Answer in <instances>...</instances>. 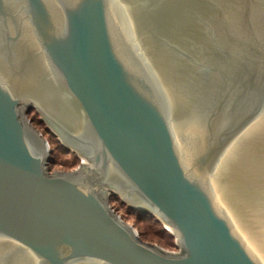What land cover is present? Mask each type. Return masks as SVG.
I'll list each match as a JSON object with an SVG mask.
<instances>
[{"label":"water","instance_id":"95a60500","mask_svg":"<svg viewBox=\"0 0 264 264\" xmlns=\"http://www.w3.org/2000/svg\"><path fill=\"white\" fill-rule=\"evenodd\" d=\"M0 264H264V0H0Z\"/></svg>","mask_w":264,"mask_h":264},{"label":"rangeland","instance_id":"374dc122","mask_svg":"<svg viewBox=\"0 0 264 264\" xmlns=\"http://www.w3.org/2000/svg\"><path fill=\"white\" fill-rule=\"evenodd\" d=\"M35 114L38 118H40V115L35 113V111L29 114V118L32 119L33 115ZM33 124L44 134L45 138L50 143V148L53 150L51 152V156L54 158V163H52L50 166L51 172L74 171L80 166L81 162L84 161V159L77 153L66 149L62 142L59 140L58 136L54 135L47 128V124L45 122H42V124H36L35 122ZM111 199H113V201L111 200V203L118 209V213L122 216V218L127 223L131 224L139 232L140 235L141 232H143L144 241L156 244L169 252H179L181 250L179 247L178 236L173 233L172 229H167L163 222L155 217L150 218V216L148 215L139 216L138 210L132 209V211H128V208H131L128 206V204L122 202V199L119 196L117 197L112 195ZM162 229H165L172 235H161L160 237H157V234H160L158 233V231Z\"/></svg>","mask_w":264,"mask_h":264},{"label":"trees","instance_id":"16d2710c","mask_svg":"<svg viewBox=\"0 0 264 264\" xmlns=\"http://www.w3.org/2000/svg\"><path fill=\"white\" fill-rule=\"evenodd\" d=\"M35 119V120H34ZM32 122L33 123H35L36 122V124H42V121L40 120V118H38L37 117V115L35 114V115H33V117H32ZM62 146V145H61ZM65 150V149H64ZM53 151V150H52ZM78 160V159H77ZM52 163H54V158L51 156V160H50V163H49V167L51 166V164ZM50 169H51V167H50ZM112 201H113V199H111ZM111 201V202H112ZM113 205V204H112ZM113 207L116 209V211L118 212V209L113 205ZM129 210H131L132 211V209H129L128 208V211ZM141 215H144V216H146V215H148V216H150V218H152V216L151 215H149L148 213H145V212H140L139 211V216H141ZM138 216V217H139ZM158 233H160V234H157V237H160L161 235H165V236H171L172 234L170 233V232H167L165 229H162V230H160V231H158ZM141 238L143 239L144 237H143V232H141ZM144 240V239H143Z\"/></svg>","mask_w":264,"mask_h":264},{"label":"bare ground","instance_id":"6f19581e","mask_svg":"<svg viewBox=\"0 0 264 264\" xmlns=\"http://www.w3.org/2000/svg\"><path fill=\"white\" fill-rule=\"evenodd\" d=\"M83 159H84V162L86 161V159L83 157ZM169 229H171L170 227H168Z\"/></svg>","mask_w":264,"mask_h":264}]
</instances>
